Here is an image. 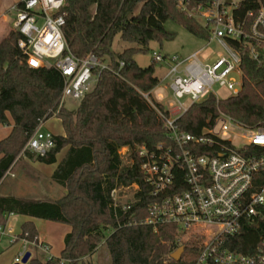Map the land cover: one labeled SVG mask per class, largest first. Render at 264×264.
Returning <instances> with one entry per match:
<instances>
[{"label": "trees", "instance_id": "16d2710c", "mask_svg": "<svg viewBox=\"0 0 264 264\" xmlns=\"http://www.w3.org/2000/svg\"><path fill=\"white\" fill-rule=\"evenodd\" d=\"M262 6L264 0H240L234 16L246 20L249 11ZM62 11L68 52L79 58L89 52L102 59L107 57L109 68L97 73L94 88L76 109H59L57 117L63 134L54 135L55 145L46 156L36 157L45 164L56 163L57 154L67 149L52 174L53 181L66 193L55 201L0 196V224H4L5 214L16 213L71 226L59 258L31 256L27 264H85L82 258L101 244L111 264H194L201 248L199 239L191 236L183 243L181 258L174 260L170 254L179 247L175 226L166 224L155 231L139 224L151 201L139 150L144 147L151 151L159 143L168 145L173 141L165 127L168 112L150 94L159 84L156 62L152 59L142 67L135 55L146 53L151 41L174 37L164 27L169 18L206 40L208 28L181 11L178 0H65ZM117 35L134 45L113 50ZM19 37L12 30L0 42V123H7L8 117L13 122L10 134L0 140V180L14 165L39 121H46L57 110L63 87V78L55 68H31L26 64L27 56L18 46ZM227 42L241 56L239 92L219 100L209 95L192 104L176 120L179 131L202 135L219 112L247 127L264 123V52L253 57L246 42ZM122 147H127L128 164H123ZM129 185L138 187L133 200L118 205L112 192ZM23 229L30 239L34 236L30 224H23ZM259 237L257 230H245L237 240L239 250L247 253Z\"/></svg>", "mask_w": 264, "mask_h": 264}, {"label": "built area", "instance_id": "2783aa9c", "mask_svg": "<svg viewBox=\"0 0 264 264\" xmlns=\"http://www.w3.org/2000/svg\"><path fill=\"white\" fill-rule=\"evenodd\" d=\"M192 1L178 0L179 9L207 27V40L218 41L225 54L204 63L198 57L200 49L187 57L152 52L151 58L166 67L162 81L168 80L172 101L164 106L168 112L164 119L173 142L159 143L151 151L144 147L139 150L151 198L139 224L155 231L170 224L179 235L199 239L201 248L194 264H264V123L247 127L219 112L212 126L199 136L179 131L176 125L192 104L209 95L221 99L212 91L215 84L233 95L239 92L241 56L227 40L246 42L253 57L264 52V6L249 11L246 20H239L234 16L236 1ZM64 4L65 0H21L12 8L14 31L20 35L18 46L27 56L26 64L31 68L53 67L63 78L60 101L52 117H57L63 107L61 99L80 101L94 88L97 73L109 68V62L93 52L81 58L68 52L63 35ZM184 97L189 100L186 106L181 101ZM44 124L45 120L39 121L23 149L34 157L46 156L55 145L54 134ZM233 134L245 140L239 148L228 138ZM245 230H257L260 236L247 253L239 250L237 243ZM2 236H8L10 242H22L12 264L20 263L33 247L49 251L47 243L35 236L30 239L27 230L18 235L0 224Z\"/></svg>", "mask_w": 264, "mask_h": 264}, {"label": "rangeland", "instance_id": "374dc122", "mask_svg": "<svg viewBox=\"0 0 264 264\" xmlns=\"http://www.w3.org/2000/svg\"><path fill=\"white\" fill-rule=\"evenodd\" d=\"M233 1L239 2L240 0H233ZM164 27L167 31L172 32L174 34V37L172 39H163L160 42L155 40L149 42L148 51L146 53H140L135 55V60L140 66L145 67L150 64L152 60L151 54L153 51H160L162 53H169V54L177 53L183 57H187L200 49V53L198 57L204 63H212L216 60V58L219 55L225 54V50L223 46L218 41L212 40L209 42L206 39H202L189 32L184 26L173 21L171 18H169L164 23ZM133 45L134 44L123 42L122 40H120L119 36L117 35L113 41L112 49L115 51H122L123 49L131 47ZM104 60L106 63L109 62L107 57ZM165 71H166L165 66L155 63V75L159 77L158 78L159 84L156 86L157 88H155L154 91L150 94L153 99H155L156 101L160 100L162 101L160 102L161 104H163L164 106L165 105L168 106V104H170V102L172 101V96L167 86L168 80L162 81V77ZM235 77L238 78L237 75ZM212 91L219 98H226L230 95H233L231 91L227 90L225 87H220L217 84H215L212 87ZM160 94L162 95V97H159ZM181 101L183 102L184 106H186L189 102L187 97H184L183 99H181ZM61 102L63 103V108L67 110L76 109V107L80 103V101L70 98H66L65 100L61 99ZM54 117L56 118V116L53 117L51 116V118ZM48 122L52 123L53 121L49 120ZM46 124L47 123H45L44 128L49 129L51 132H53L50 129V127ZM54 125H55L54 129L56 130L61 129V124L59 122L54 121ZM228 138L231 139L233 146L236 148H239L245 142V140H243L239 135H235V134L229 135ZM120 154L123 160V164L130 163L127 147H122L120 149ZM24 156L27 157L26 159H29L30 162H35V160H37L34 156L33 157L29 156V154L22 149V151L18 155L16 164L13 167V172L15 173L18 172L20 173V175L21 173H26L28 178L24 182L27 185L28 182H30V184L33 183V187H34L33 193H35L32 194L33 197L54 198L57 193L54 191L52 181L49 180L48 176L45 174L43 170H37L34 167L33 168L30 167L29 161H27V163L21 162L23 161ZM10 179H11L10 176L5 179L2 188H5L9 185ZM25 184L22 187L28 188L27 192H30V187L25 186ZM135 189H136L135 185H129L126 187L117 188L112 195L114 202H116L118 205L121 206L130 203L133 200V194L135 192ZM44 190H48L49 193L44 195L43 194ZM190 238L193 237L179 235L177 239L179 246H182L183 243H185ZM16 252H17L16 249L10 248L9 245L2 240V242L0 243V264H5L8 260L12 259L16 254ZM32 256L41 257L40 255L35 254L34 252Z\"/></svg>", "mask_w": 264, "mask_h": 264}, {"label": "crops", "instance_id": "0c3cea01", "mask_svg": "<svg viewBox=\"0 0 264 264\" xmlns=\"http://www.w3.org/2000/svg\"><path fill=\"white\" fill-rule=\"evenodd\" d=\"M20 1L21 0H0V42L8 35L10 31L14 30L15 12L13 11L12 8ZM154 89H152L150 93H152ZM159 97H162V95L160 94ZM158 102H162V101L158 100ZM49 120L53 122L49 123L48 122ZM54 121L60 123V119L58 117L56 118L50 117L45 121V123H47L46 125H48L50 129L53 131L52 133L54 135L63 134L62 127L60 130L54 129L55 126ZM12 125L13 122L10 117H8L7 123L5 124L0 123V140H3L10 134ZM66 150H67L66 148L65 151L64 149H62L56 156L57 162L52 164H45L38 160H35V162H30V160L26 159L27 157L25 156L23 161H21L23 163H27V161H29L30 167L32 168L34 167L37 170H43L45 172L49 180L52 181L54 191L57 193L54 198L33 197L32 194H35L33 193V188H34L33 183L30 184V182H28L27 185L24 182L28 178L26 173H21L20 175V173L18 172L16 173L13 172V167L16 164L18 157L14 165L9 169V171L6 172L5 176L0 180V196H13L18 200H46V201H55L61 198L66 193V189L63 186L56 183L55 181H53L52 174L57 166V163L64 157ZM9 176L11 177L9 181V185L5 188H2L5 179ZM24 184L25 186L30 187V192H27L28 188L22 187L24 186ZM47 193H49L48 190H44L43 194L45 195ZM3 218H4V224L11 227L14 233L18 235H21V233L24 231L23 224L25 223L30 224L34 228L35 231L34 236L37 237L38 240L47 243L49 245V251L45 253L39 248L33 247L31 248V256L33 255L34 252L35 254L40 255L41 257L39 258L43 260L56 259L60 257V253L64 248L65 236L71 231V226L68 224L57 221L34 218L22 214L7 213L3 216ZM2 240L6 244H8L10 248L16 249L17 251L16 254L22 249V242L20 240H17L15 242H10L8 236H2L0 238V243L2 242ZM13 258L8 260L5 264H12ZM82 261L85 264H111L110 255L104 244L99 245L92 253L83 257ZM63 264H70V263L64 262Z\"/></svg>", "mask_w": 264, "mask_h": 264}, {"label": "water", "instance_id": "95a60500", "mask_svg": "<svg viewBox=\"0 0 264 264\" xmlns=\"http://www.w3.org/2000/svg\"><path fill=\"white\" fill-rule=\"evenodd\" d=\"M184 251V246H179L174 252L170 254V257L174 260H179L182 256V253ZM31 258V253L26 252L24 256L21 259L20 263H13V264H27L28 260Z\"/></svg>", "mask_w": 264, "mask_h": 264}]
</instances>
